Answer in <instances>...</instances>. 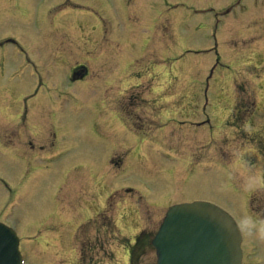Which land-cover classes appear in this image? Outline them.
Segmentation results:
<instances>
[{"label": "rangeland", "instance_id": "374dc122", "mask_svg": "<svg viewBox=\"0 0 264 264\" xmlns=\"http://www.w3.org/2000/svg\"><path fill=\"white\" fill-rule=\"evenodd\" d=\"M58 33L79 35L78 44L83 48L73 46L77 44L70 35L68 41L63 38L60 43L73 46L71 64L76 63L74 59L88 63L90 82L94 80L90 88L63 84L67 70L53 68L51 80L58 87L48 83L40 89L42 94L25 102L27 95L21 88L34 86L29 67H20L12 76L20 57L0 61V135L6 132L12 115L16 124L21 117L30 116L32 123L26 124L34 121L38 122L36 126L43 125L38 126L40 131L27 125L31 144L21 141L27 152L18 151L15 130L12 143L16 146H9L13 152L0 146V177L13 185L11 192L0 185V212L6 215L10 210L5 203L13 199L14 210L6 224L19 237L24 264H78L73 238L75 229L83 226L76 228L77 222L103 207L104 194L125 187L134 192L121 190L107 199L112 223L110 229L106 226L109 233L100 237L102 242L104 237L106 258L97 256L94 261L99 263L90 264H127L121 243L131 242L141 227L152 236L164 214L162 203L194 200L212 202L227 211L243 233L246 263L264 264V231L245 206V193L258 184L264 186V0H0V42L10 36L24 49L37 46L43 50L56 43ZM105 36L103 48L109 53L100 58L98 51L91 53L92 44L80 40ZM11 49L7 43L0 47V60ZM42 57L36 64L48 81ZM109 66L110 70L104 72ZM109 75L110 88L99 96ZM138 81L141 84L134 86ZM148 82L155 98L163 97L156 101L160 102L157 108L153 103L146 107L150 98L145 99L149 91L144 85H150ZM57 90L80 92V99L58 96ZM236 93L243 95L233 101L230 115ZM123 97H131L130 103L139 102L138 107L122 109L119 103ZM41 101L46 102L47 110L45 105L36 104ZM110 109L135 117L146 133L156 136L159 141H154L159 146L136 141L122 120L109 117ZM234 112L237 124L231 128L232 124L223 121L226 116L232 118ZM254 112L262 121L250 116ZM151 115L157 125L169 116L173 121L188 123L205 122L206 117L209 121L196 132L187 130L192 129L189 124L187 129L159 131L150 126ZM46 123L54 126L57 134L51 146L47 139H40L49 130ZM0 141L7 145L8 138ZM255 146L260 152L251 156ZM108 157L113 165L105 166L104 176L99 168ZM193 157L202 163L175 178L172 171L183 169L180 165L187 166ZM217 158L220 160H214ZM249 159L256 163L252 168L240 169L235 164V179L241 180L245 189L239 193L228 164L221 161L241 163ZM88 165L91 167L85 168ZM89 169L95 178L99 174L101 182L94 188L97 208L83 207L93 193L89 185L92 179L86 171ZM253 192L261 195L264 189ZM136 194L141 197L136 198ZM134 205L141 210V222L136 220L139 226L130 219L123 223L121 214L117 215V206L128 211ZM153 251L146 248L142 264H155Z\"/></svg>", "mask_w": 264, "mask_h": 264}, {"label": "flooded vegetation", "instance_id": "af4514ba", "mask_svg": "<svg viewBox=\"0 0 264 264\" xmlns=\"http://www.w3.org/2000/svg\"><path fill=\"white\" fill-rule=\"evenodd\" d=\"M68 35H70L72 37V39L74 40V42L77 45H73L75 47L78 48H82V46H79V35H72V34H67V33H58L56 34V43L51 44L49 46H47V49H39L37 46L31 48V47H27V49H24L20 44L16 43L15 41H13L12 38L8 37V42L12 40V42H14L11 46V52L7 55H4L2 57V59L0 61L5 62L7 61H13L15 60V58L17 56L20 57L22 62H25L28 67H29V72L30 75L34 78V86L33 88H31L30 85L22 87L21 89L24 90V94H26V99H33L38 95L42 94L40 92V89L43 87H47L49 86L48 83L53 84V86L58 87L57 82H53L51 80V76L50 74L52 73V71L54 70L53 68H55V70L57 71L60 67V65L63 67H66L67 65V85L72 84V83H77L80 84L84 87H86L88 84H90L91 86L93 85V79L90 83H88L87 81H85L86 77L89 76V69L88 66L81 63L78 59H74V61H76V63L71 64L70 63V59H71V55L73 54V46H69V45H63L61 44V39L63 38H67L68 41ZM61 36V37H60ZM82 44H93V47H99L100 45L103 44V40L101 39H92V38H81L80 39ZM96 43V44H95ZM5 43H0V47H4ZM93 53L95 51V49L91 50ZM4 53H6V51H4ZM106 55V51L105 50H101L99 51V55L98 57L100 58L101 56H105ZM43 56V57H42ZM77 56V55H76ZM38 57H42L43 60L47 57L49 60L43 61L42 60V67L44 68L43 72L44 74H48V77H46V79H48V81H46L44 79V77L41 75V71L40 68L38 67V65L36 64L38 61ZM94 57L96 58V55H94ZM98 61V60H97ZM99 63H102L101 61ZM19 67V66H18ZM110 70V66L108 69H103L104 72L109 71ZM101 71V70H99ZM31 77V78H32ZM105 77V76H104ZM106 80L108 79V81L104 82V87H103V92H99V96L105 95L106 94V90L110 88L111 85V76L109 75V77H107ZM31 78L29 80H31ZM102 80V82H103ZM36 81V82H35ZM51 81V82H50ZM64 84V81H63ZM61 84V85H63ZM96 84V82L94 83ZM58 89V88H56ZM9 92V91H8ZM10 93V92H9ZM57 95H63L66 97H78L77 94H79L80 92H62V91H58L57 90ZM5 94V93H4ZM94 94H97V91L94 92ZM80 95V94H79ZM134 97H137V94H133ZM132 95V96H133ZM131 96V97H132ZM130 97V98H131ZM130 98H122L121 102L119 103V106H121L122 109H124L126 106H133L135 105L136 107H138L139 102L136 103H130ZM189 102V101H188ZM44 104H40V107H43ZM114 111V109H112ZM116 113V112H115ZM120 111H117L116 115L114 116V119H118L119 116H122L124 114H119ZM260 121H261V117H257ZM127 119V118H126ZM127 121L129 122L130 125L132 126H137L141 129H143V124L139 125L137 124V120L135 117H129V119H127ZM148 121H152V117L149 116ZM152 124V123H151ZM6 132L1 136L0 135V140H2L4 138V136H6L8 138V143L7 145L10 146L12 144V138H15V134L12 137V132L15 130V122L14 119L11 118L10 123H7L6 125ZM148 126V125H147ZM153 127V124L150 125ZM35 127V125H34ZM149 128V127H148ZM47 135H45V138L47 139V144L49 146L54 145L56 143V133H51V132H47ZM10 158H12L13 156H9ZM105 166V165H104ZM104 166L101 167V170L103 171V173L105 174V168ZM241 180H239L237 186L238 189L241 192H245V189L242 188L241 186ZM253 186V185H252ZM12 187H9V192H11ZM254 189H251L248 194L246 195V200H247V205L249 207V209L254 212L258 217H260V214L263 213L264 211V194H257V195H253L255 194V192H253ZM106 196H109L106 194ZM104 202H106V197L104 198ZM107 205L104 203V209L98 213V215L92 220L90 219L89 221L91 222H87L89 225H82V228H78L76 231V236L74 238V246H75V251L76 254L78 255L79 259L84 260V259H92L95 258L97 256L104 258L106 257V253H108L107 248L105 246V241H104V237H103V242L100 241V237L102 235V233H109L108 229L106 228L107 225H109V218H108V214L106 211L107 210ZM139 218H141V214L139 213V210H134L131 211L128 214V219H130L132 222H134L136 224V220H139ZM141 222V220H139ZM261 227L264 230V221H261ZM80 226L79 224L77 225V227ZM80 229H83L82 231H78ZM140 232L137 233L135 235V237L133 238L132 242H130L129 244H127L125 246V251H126V255L128 258V264H142V261L140 259H142L144 256V253L146 252V248L148 247L146 245L147 238L150 237V235H146L145 234V229L143 227H141V229L139 230ZM97 238L98 243H95V239ZM243 264H255V262L252 263H246V261L243 262Z\"/></svg>", "mask_w": 264, "mask_h": 264}, {"label": "water", "instance_id": "95a60500", "mask_svg": "<svg viewBox=\"0 0 264 264\" xmlns=\"http://www.w3.org/2000/svg\"><path fill=\"white\" fill-rule=\"evenodd\" d=\"M240 233L220 208L204 202L171 206L151 240L156 264H239ZM18 239L0 223V264H21Z\"/></svg>", "mask_w": 264, "mask_h": 264}, {"label": "bare ground", "instance_id": "6f19581e", "mask_svg": "<svg viewBox=\"0 0 264 264\" xmlns=\"http://www.w3.org/2000/svg\"><path fill=\"white\" fill-rule=\"evenodd\" d=\"M19 171L21 170V169H18ZM11 173H12V179H13V181L15 180V178H16V170L15 169H13L12 171H11Z\"/></svg>", "mask_w": 264, "mask_h": 264}]
</instances>
